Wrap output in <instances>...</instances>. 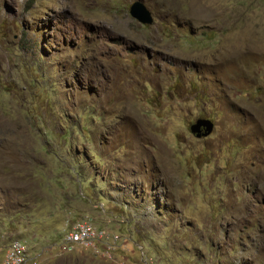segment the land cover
I'll list each match as a JSON object with an SVG mask.
<instances>
[{
	"label": "rangeland",
	"instance_id": "rangeland-1",
	"mask_svg": "<svg viewBox=\"0 0 264 264\" xmlns=\"http://www.w3.org/2000/svg\"><path fill=\"white\" fill-rule=\"evenodd\" d=\"M133 1L0 0V264H264V0Z\"/></svg>",
	"mask_w": 264,
	"mask_h": 264
},
{
	"label": "built area",
	"instance_id": "built-area-1",
	"mask_svg": "<svg viewBox=\"0 0 264 264\" xmlns=\"http://www.w3.org/2000/svg\"><path fill=\"white\" fill-rule=\"evenodd\" d=\"M109 234L104 228H97L92 223L85 219L76 221L63 234L59 244L61 250L71 251L72 249L95 248L96 245L110 248ZM117 236L112 235V239Z\"/></svg>",
	"mask_w": 264,
	"mask_h": 264
},
{
	"label": "water",
	"instance_id": "water-1",
	"mask_svg": "<svg viewBox=\"0 0 264 264\" xmlns=\"http://www.w3.org/2000/svg\"><path fill=\"white\" fill-rule=\"evenodd\" d=\"M128 14L141 25H150L152 23L151 13L139 0H135L130 4ZM212 128L213 125L211 121L199 118L190 124L188 130L192 136L202 138L209 135Z\"/></svg>",
	"mask_w": 264,
	"mask_h": 264
}]
</instances>
